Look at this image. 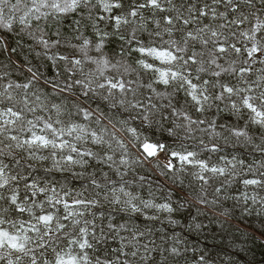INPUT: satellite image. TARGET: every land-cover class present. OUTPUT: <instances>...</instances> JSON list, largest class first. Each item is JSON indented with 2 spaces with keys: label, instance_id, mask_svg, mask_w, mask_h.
<instances>
[{
  "label": "snow or ice",
  "instance_id": "1",
  "mask_svg": "<svg viewBox=\"0 0 264 264\" xmlns=\"http://www.w3.org/2000/svg\"><path fill=\"white\" fill-rule=\"evenodd\" d=\"M233 229L264 241V0H0V264H240L201 242Z\"/></svg>",
  "mask_w": 264,
  "mask_h": 264
},
{
  "label": "trees",
  "instance_id": "2",
  "mask_svg": "<svg viewBox=\"0 0 264 264\" xmlns=\"http://www.w3.org/2000/svg\"><path fill=\"white\" fill-rule=\"evenodd\" d=\"M235 223L240 227H244L245 225L256 229L261 227V220L256 217L242 218V222L238 220ZM233 236H239V233L235 232L234 229L231 230L230 235L225 237L218 236L215 241L209 237L207 241L201 240V242L207 243L210 247L214 246L216 249L224 247L229 252H235L236 255L234 256V259L238 260L240 264H264V241L257 239L255 242H253L249 240L246 250L238 251L234 247H229ZM236 242L240 243L241 241L237 240Z\"/></svg>",
  "mask_w": 264,
  "mask_h": 264
}]
</instances>
